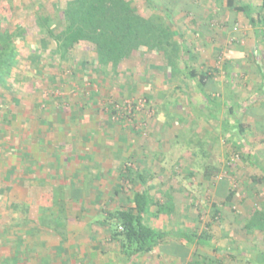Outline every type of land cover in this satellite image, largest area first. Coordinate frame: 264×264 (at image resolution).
<instances>
[{"label": "rangeland", "instance_id": "1", "mask_svg": "<svg viewBox=\"0 0 264 264\" xmlns=\"http://www.w3.org/2000/svg\"><path fill=\"white\" fill-rule=\"evenodd\" d=\"M68 1L0 0V27L4 32H19L15 39L18 64L0 82V115L12 107L24 111L28 103L42 106L52 95L65 97L70 94L68 89L64 90L68 84L81 86L82 94L92 91V87L97 88L107 96L99 101V106L109 113L110 123L133 129V132L129 130L133 155L127 163H136L134 169L139 167V171L145 172V186L155 201L173 207L159 216H155L158 208L153 207L146 222L160 230L195 232L208 241L189 245L182 238L169 237L130 264H264V231L246 228L256 211H264V187L258 185L259 191L252 188L251 176L257 175L260 167L252 163V141L247 138V131L243 135L238 131V124L243 125L245 120L241 115L243 104L250 103L241 99V86L245 82L234 70L225 69L223 65L222 0H123L131 2L145 18L160 16L168 22L182 53L181 62L186 61L199 71L206 67L216 70L215 79L206 85L210 94L207 97L197 88L196 81L185 77L184 70L176 73L162 52L144 43L133 45L130 57L117 71L119 74H115L110 66L102 69L100 64L95 66L97 62L91 57L88 64L98 70L88 76L90 68L85 72L81 63L86 54L94 53L89 44L80 46L87 51L77 50L78 58L74 63L53 61L54 48L51 43L44 44L46 27L38 15L42 13L60 19V10L64 12ZM232 40L234 38L230 37L229 42ZM184 47L191 49L192 58L183 53ZM32 53H41L43 60L40 57L32 61ZM40 99L43 102H38ZM11 122L0 116V146L5 145L3 148L6 149L5 153H0V170L3 172L2 165L7 163V169L12 160L10 147L16 138L9 130ZM27 123L19 121L17 125L14 122L12 133L22 137L26 134ZM17 126H21L18 133ZM138 155L142 160L140 165ZM210 167L219 169V174H207L206 169ZM6 187V183H0V193L6 191L4 195H8ZM231 189L235 190L234 199L227 202L225 198ZM128 194L129 190L120 194L123 203H116L115 207L106 210L113 212L129 206ZM10 202L11 199L0 198L3 238H13L11 235L15 233L8 214ZM215 212L217 217H214ZM102 221H105L103 213L98 214L95 223ZM20 222L19 226L23 225ZM3 224L8 228L3 229ZM92 225L94 235L88 237L95 241L105 229L101 231ZM77 231L70 232L75 235ZM88 232L83 230L84 242ZM26 233V229H19L18 241L22 243L12 246L19 257H27ZM3 243L0 250L10 251V246ZM115 247L110 258L104 257L103 262L127 264L119 245ZM176 247H184V252H188L185 260L178 258L180 251ZM50 248L41 247L39 253L43 250L48 253ZM78 248L81 253L88 247L82 243Z\"/></svg>", "mask_w": 264, "mask_h": 264}, {"label": "crops", "instance_id": "2", "mask_svg": "<svg viewBox=\"0 0 264 264\" xmlns=\"http://www.w3.org/2000/svg\"><path fill=\"white\" fill-rule=\"evenodd\" d=\"M222 36L224 68L234 70L244 80L241 99L250 102L243 104L241 115L245 120L240 134L247 131V138L252 141V163L260 169L251 181L252 188L259 191L258 185L264 187V0H222ZM230 37L234 38L231 43ZM66 89L70 94L65 97L52 95L42 106L28 103L24 111L12 107L0 115L13 121L9 130L16 137L10 147L12 160L7 169V163L2 165L4 172L0 170V183H6L9 189L8 195L2 191L0 198L11 199L8 214L15 231L13 238H3L0 233V245L4 239V246H10V251L0 250V264H105L103 258L109 259L116 247L105 222L95 223L98 214L105 216L110 212L106 208L123 203L119 195L128 190L127 201L138 190L149 192L145 172L139 167L135 170L136 163H127L133 155L129 133L133 129L113 126L109 113L99 106V101L107 96L93 87L82 94L81 86L75 83ZM19 121L28 122L22 137L13 134L12 129L14 122L18 125ZM20 129L21 126L16 127L17 133ZM3 146L0 153L6 151ZM139 161L140 165L142 160ZM129 168L132 171L127 173ZM92 223L101 231L105 229L95 241L88 237ZM7 228L5 225L3 229ZM19 229L27 230V257H19L12 248L22 243L18 241ZM84 229L89 231L85 242ZM73 230H78L75 235L70 232ZM82 243L88 248L79 253ZM41 247L52 248L48 253L42 249L41 254ZM180 248L184 251V247ZM123 258L130 264L128 257Z\"/></svg>", "mask_w": 264, "mask_h": 264}, {"label": "trees", "instance_id": "3", "mask_svg": "<svg viewBox=\"0 0 264 264\" xmlns=\"http://www.w3.org/2000/svg\"><path fill=\"white\" fill-rule=\"evenodd\" d=\"M230 3L234 6L232 1ZM243 8L247 9V7H236V9ZM60 14H62L60 19L42 13L37 14L39 20L46 27V33L43 35L44 44L51 43L53 45L52 53L55 52L53 61L59 59V61L74 63L78 58L77 50L85 49L87 51L86 48L80 46L89 44L93 46L94 53L84 56L83 63H81L82 70L90 71L91 74L88 76H92V72L98 70V67H90L88 64L92 57L97 62L95 66L100 64L101 69L110 66L115 74H119L117 71L130 57L133 45L144 43L152 45L156 50L162 52L165 60L176 73L184 70L185 77L196 81L197 88L204 96L210 95L206 85L215 79L216 70L206 67L199 71L194 66L187 64L186 61L181 62L183 57L176 41H174L175 33L168 22L160 19V16L154 19L145 18L138 13L131 2L123 0H69L64 12L60 10ZM18 34L19 32L14 34L4 32L0 27V82H3L18 64V52L15 45ZM183 49V53L191 55L190 58L193 57L191 49L188 50L185 47ZM41 56L43 57L41 53L30 55L34 62ZM42 57L41 60H43ZM180 64L184 66L181 67ZM103 71L104 69L100 72ZM7 120H10V117H7ZM243 126L238 124V131L242 132ZM127 170V173L132 171L131 168ZM206 170L207 174L214 172L213 174L217 175L220 172L215 167ZM141 178L143 180L142 176ZM234 195L235 190L231 189L225 200L232 202ZM128 202L129 206L127 207L107 212L104 222L108 228L111 243L119 245L122 255L128 257L129 263L135 262L136 257L159 247L169 237L182 238L189 245L208 243V241H204V236H199L195 232L167 231L149 226L146 217L152 215L153 207L158 208L155 216L168 213L173 207L155 201L148 190L141 189L134 192ZM214 217H217L216 212ZM246 228L252 231L257 228L264 231V211H256ZM176 248L182 257L187 256L188 252L182 251L183 248Z\"/></svg>", "mask_w": 264, "mask_h": 264}]
</instances>
